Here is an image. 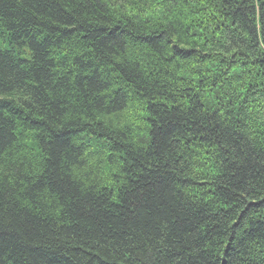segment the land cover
Masks as SVG:
<instances>
[{"label":"trees","instance_id":"obj_1","mask_svg":"<svg viewBox=\"0 0 264 264\" xmlns=\"http://www.w3.org/2000/svg\"><path fill=\"white\" fill-rule=\"evenodd\" d=\"M0 264H264V0H0Z\"/></svg>","mask_w":264,"mask_h":264}]
</instances>
